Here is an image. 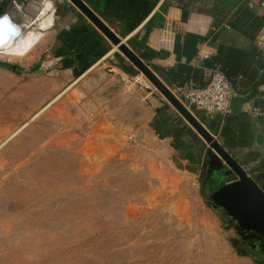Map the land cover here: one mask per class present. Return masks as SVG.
I'll return each instance as SVG.
<instances>
[{"label": "rangeland", "instance_id": "obj_1", "mask_svg": "<svg viewBox=\"0 0 264 264\" xmlns=\"http://www.w3.org/2000/svg\"><path fill=\"white\" fill-rule=\"evenodd\" d=\"M51 28L0 53V264H264V235L203 184L210 144L114 45L135 68L120 99L107 61L49 60Z\"/></svg>", "mask_w": 264, "mask_h": 264}, {"label": "crops", "instance_id": "obj_2", "mask_svg": "<svg viewBox=\"0 0 264 264\" xmlns=\"http://www.w3.org/2000/svg\"><path fill=\"white\" fill-rule=\"evenodd\" d=\"M84 1L179 96L187 86H204L210 69L220 65L236 91L233 112L204 117L203 123L243 165L264 173V0H243L225 20L183 9L174 5L177 0ZM67 3L58 8L63 15L51 28L58 43L50 47L48 59L68 60L89 77L102 72L96 66L107 61L108 90H122L119 99L131 93L133 86L123 88L112 79L135 73L134 66ZM135 97V106L142 108L143 98Z\"/></svg>", "mask_w": 264, "mask_h": 264}, {"label": "water", "instance_id": "obj_3", "mask_svg": "<svg viewBox=\"0 0 264 264\" xmlns=\"http://www.w3.org/2000/svg\"><path fill=\"white\" fill-rule=\"evenodd\" d=\"M28 1V0H26ZM139 69L150 82L166 97L180 114L210 144L214 155L219 159L227 178L219 183L213 198L236 214L243 228L253 229L264 235V187L256 179L255 171L243 165L223 146L215 136L190 113L178 97L162 79L127 45L123 38L114 32L84 0H69ZM3 8L0 5V15Z\"/></svg>", "mask_w": 264, "mask_h": 264}, {"label": "built area", "instance_id": "obj_4", "mask_svg": "<svg viewBox=\"0 0 264 264\" xmlns=\"http://www.w3.org/2000/svg\"><path fill=\"white\" fill-rule=\"evenodd\" d=\"M67 0H0V5L3 8V12L0 15L8 16L12 15V19L16 20L15 23L23 25L21 15H25L30 21L28 26L33 25L40 18L47 19L50 15L55 13L57 4H65ZM15 5L14 11L11 12L12 6ZM39 7L35 10L33 6ZM18 13V15H17ZM236 95L233 83L228 77V74L220 65H215L210 69L209 80L204 86H187L185 87L181 100L185 102L186 108L190 109L191 113L195 116H201L202 118H212L214 116L227 117L233 112L232 100ZM197 119H199L197 117ZM200 120V119H199Z\"/></svg>", "mask_w": 264, "mask_h": 264}, {"label": "bare ground", "instance_id": "obj_5", "mask_svg": "<svg viewBox=\"0 0 264 264\" xmlns=\"http://www.w3.org/2000/svg\"><path fill=\"white\" fill-rule=\"evenodd\" d=\"M15 8V5L11 8L13 14H16L14 11ZM33 8L35 10L39 9L36 5ZM54 18L55 13L47 19L40 18L39 21L25 28L30 21L25 15H21L23 25L16 24V20H13L10 14L8 16H2L0 18V53L16 57L24 56L36 44L44 31L54 25Z\"/></svg>", "mask_w": 264, "mask_h": 264}, {"label": "trees", "instance_id": "obj_6", "mask_svg": "<svg viewBox=\"0 0 264 264\" xmlns=\"http://www.w3.org/2000/svg\"><path fill=\"white\" fill-rule=\"evenodd\" d=\"M243 0H177L174 5L183 9H193L198 13L212 16L213 18L225 20L234 10L242 3ZM0 66L9 68L10 64L7 62H0ZM258 181L262 178L255 173Z\"/></svg>", "mask_w": 264, "mask_h": 264}, {"label": "flooded vegetation", "instance_id": "obj_7", "mask_svg": "<svg viewBox=\"0 0 264 264\" xmlns=\"http://www.w3.org/2000/svg\"><path fill=\"white\" fill-rule=\"evenodd\" d=\"M258 176L264 178V173L259 172ZM227 178L224 168L219 160H214L210 163V168L205 176L204 186L207 192L215 191L219 188V183ZM264 186V181H259Z\"/></svg>", "mask_w": 264, "mask_h": 264}]
</instances>
